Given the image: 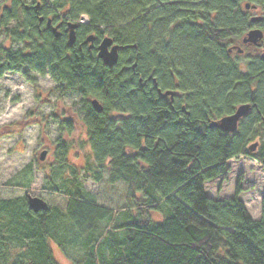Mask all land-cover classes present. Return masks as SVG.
Segmentation results:
<instances>
[{
    "label": "trees",
    "instance_id": "16d2710c",
    "mask_svg": "<svg viewBox=\"0 0 264 264\" xmlns=\"http://www.w3.org/2000/svg\"><path fill=\"white\" fill-rule=\"evenodd\" d=\"M6 1L0 35L24 49L0 46V78L49 76L58 99L79 97L91 154L81 172L99 182L107 171L108 183H122L125 192L117 210L97 205L77 187L75 172L62 191L65 211L35 213L28 195L22 205L0 201V264H57L50 244L63 250L69 233L70 244L82 241L79 264H264V193L256 221L238 197V182L232 199L212 200L204 191L205 183L225 177L231 159L264 163V128L256 119L264 115V77L242 74L226 52L229 40L246 32L243 4L254 0H61L59 7ZM37 5L47 12H35ZM65 11L72 19L87 16L85 34L107 35L124 47L116 66L104 67L79 41L69 47L43 28L48 13L65 18ZM254 79L261 83L251 94ZM165 91L179 96L171 101ZM241 103L254 110L236 134L210 127ZM69 122L58 120L61 133L72 132ZM61 133L59 165L71 147ZM256 141L257 152L249 153ZM65 220L66 235L50 232Z\"/></svg>",
    "mask_w": 264,
    "mask_h": 264
},
{
    "label": "rangeland",
    "instance_id": "374dc122",
    "mask_svg": "<svg viewBox=\"0 0 264 264\" xmlns=\"http://www.w3.org/2000/svg\"><path fill=\"white\" fill-rule=\"evenodd\" d=\"M31 1L25 0V3ZM49 2L55 7L61 5V0ZM7 3L6 0H0V8ZM64 10L67 11L66 7L61 9ZM0 46L8 51L24 49V45L13 44L4 35H0ZM54 87L49 77L35 73L23 77L6 72L0 78V201L16 200L22 205L25 196L29 195L44 201L46 209L56 207L65 211L68 199L62 191L69 185L67 177L71 178L73 173L78 172L80 179L77 187L87 198L97 205L119 209L125 192L122 183L109 184L107 171L103 172L99 182L81 172L86 163L84 156L88 154L90 157L91 154L82 123L80 98L72 96L58 99ZM59 119H72V132L61 133ZM60 133L62 140L71 143L62 165L58 164L63 156L57 148ZM44 150L47 151L46 157L39 161L38 157ZM90 161L93 162L91 158ZM227 167L224 178L206 183V193L212 198L232 196L238 182L239 196L247 212L253 220L259 218L264 193V167L248 157L231 159ZM47 177L52 179L57 190H51ZM2 216L3 219L7 218V222L10 221L6 215ZM106 224L103 222L101 225ZM69 228L65 220L53 223L49 230L52 229L50 232L57 235H66ZM67 236L62 241L63 250L50 244L53 257L57 264H79L83 255L82 241L77 239L75 244H70L74 236L70 233Z\"/></svg>",
    "mask_w": 264,
    "mask_h": 264
},
{
    "label": "flooded vegetation",
    "instance_id": "af4514ba",
    "mask_svg": "<svg viewBox=\"0 0 264 264\" xmlns=\"http://www.w3.org/2000/svg\"><path fill=\"white\" fill-rule=\"evenodd\" d=\"M246 4L248 8H246ZM38 10L45 11V8L42 5H37L34 8V11ZM47 12V11H45ZM243 12L247 18L248 28L246 32L241 36L240 39L229 40V44L226 48V52L229 55V59L236 62V67L242 74L255 73L264 77V0H254L252 3L243 4ZM41 23L44 24V29L48 30L50 35L55 39L66 40L68 37L71 28L68 26L65 18L61 16H56L53 14L46 15L44 21L41 20ZM39 28V27H38ZM42 29V28H39ZM256 32L255 38L252 42L244 41L247 38L249 32ZM75 41H79L80 48H86L88 51L94 50L99 46L101 40L107 35L98 36L95 32L93 33H84L82 28L79 27L75 30ZM88 41V38H90ZM115 45V43H113ZM260 80L254 79L250 85L251 94H256L260 85ZM179 93L176 91L174 99H177ZM92 100V99H91ZM249 104L251 103H241ZM240 104V105H241ZM254 110V106L251 105L249 113L241 118L240 120L246 118L250 112ZM258 123L264 128V115L256 116ZM239 120V122H240ZM73 120L69 123H72ZM238 122V126H239ZM259 144V141H256Z\"/></svg>",
    "mask_w": 264,
    "mask_h": 264
},
{
    "label": "water",
    "instance_id": "95a60500",
    "mask_svg": "<svg viewBox=\"0 0 264 264\" xmlns=\"http://www.w3.org/2000/svg\"><path fill=\"white\" fill-rule=\"evenodd\" d=\"M249 4H246V8H248ZM72 28H75L74 25H71ZM256 32H249L247 34V38L244 41L252 42L255 38ZM91 39V37H90ZM75 42L74 32L71 30L68 35V44L72 45ZM99 54L98 57L103 60V62L108 66H114L118 61V47L113 45V40L110 37H104L101 40V43L98 46ZM169 95L170 100L172 101V93H164L163 97H167ZM91 105L95 112L100 113L102 111V105L97 99H93L91 101ZM251 109V105L249 104H241L239 105L232 114L226 115L216 121L210 123V127H217L223 132H233L238 127V122L241 118L245 117ZM258 145V143H253L250 147V150H254V148ZM47 151L44 150L40 153L38 159L43 161L46 157ZM264 165V163H263ZM27 205L30 210L37 213L42 210H46V204L40 198L37 197H27Z\"/></svg>",
    "mask_w": 264,
    "mask_h": 264
},
{
    "label": "bare ground",
    "instance_id": "6f19581e",
    "mask_svg": "<svg viewBox=\"0 0 264 264\" xmlns=\"http://www.w3.org/2000/svg\"><path fill=\"white\" fill-rule=\"evenodd\" d=\"M68 12V11H67ZM67 12L65 11L64 12V17H65V19L67 20V24H68V26L71 28V30L74 32V36H75V38H76V35H75V30L77 29V28H79V27H81L82 29H83V26H87L88 24H89V20H88V18H87V16L86 15H80L78 18H76V19H72V18H69V16L67 15ZM71 25H74L75 26V28H72L71 27ZM69 35V34H68ZM107 37H109V36H107ZM89 39L90 38H88V41H89ZM66 41H67V45L69 46V47H72L74 44H75V42L72 44V45H69L68 44V37H67V39H66ZM115 43V42H114ZM114 45V44H113ZM115 45L118 47V53H119V51L120 50H122L124 47H121L120 45H118L117 43H115ZM92 52V54L95 56V58L98 60V61H100L101 62V64L104 66V67H106V68H113L114 66H116L117 65V63H118V61H117V63L114 65V66H108V65H106L104 62H103V60L101 59V58H99L98 57V54H99V50H98V47H96L94 50H92L91 51ZM118 60H119V54H118ZM231 61H233V60H231ZM235 62V61H234ZM47 77H49V76H47ZM49 79L52 81V79L49 77ZM53 82V81H52ZM54 83V82H53ZM166 92H168V93H172V99H173V97L176 95V92H174V91H172V92H170V91H165L164 93H166ZM164 93H162V94H164ZM169 96V95H168ZM101 104V103H100ZM181 106V111L183 112V113H186V115H188V112L186 111V106H185V104H182V105H180ZM238 107V106H237ZM236 107V108H237ZM237 130H238V127H237V129L235 130V131H233V132H225L226 134H236L237 133ZM252 146V144L250 143V144H248V147H247V150H248V152L249 153H252V154H254V153H256L257 152V150H258V146H256L255 148H254V150H250V147ZM239 158H244L243 156H240ZM230 161V160H229ZM263 166V165H262ZM210 182H212V181H210ZM210 182H207V183H210ZM208 195V194H207ZM234 197V195H232V196H229V197H227V199H232ZM239 197V199H240V196H238ZM28 206V205H27ZM101 206V205H100ZM103 207H105V206H103ZM110 209V208H109ZM114 210V209H113ZM55 260V259H54ZM56 261V260H55ZM81 261V260H80Z\"/></svg>",
    "mask_w": 264,
    "mask_h": 264
},
{
    "label": "crops",
    "instance_id": "0c3cea01",
    "mask_svg": "<svg viewBox=\"0 0 264 264\" xmlns=\"http://www.w3.org/2000/svg\"><path fill=\"white\" fill-rule=\"evenodd\" d=\"M205 185H206V183L204 184V191H205ZM205 194H206V196L207 197H209L210 199H212V200H222V199H227V197H225V198H222V197H220V198H212L211 196H208L207 195V193H206V191H205ZM240 199H241V196H240ZM241 201H242V199H241ZM243 202V201H242ZM244 203V202H243ZM260 219V216H259V218H257V219H255L256 221L257 220H259ZM106 256H105V258H108L109 256L108 255H110V251H106Z\"/></svg>",
    "mask_w": 264,
    "mask_h": 264
}]
</instances>
